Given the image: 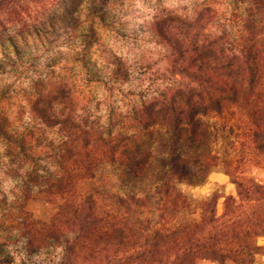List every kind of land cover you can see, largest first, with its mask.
I'll list each match as a JSON object with an SVG mask.
<instances>
[{"label":"trees","instance_id":"trees-1","mask_svg":"<svg viewBox=\"0 0 264 264\" xmlns=\"http://www.w3.org/2000/svg\"><path fill=\"white\" fill-rule=\"evenodd\" d=\"M232 1L239 10L226 42L180 51L174 68L189 80H175L162 98L141 95L125 111L112 105L106 116H84L61 92L39 94L32 105L39 122L22 130L0 102V174L14 183L0 190V264H16L10 249L19 243L29 255L59 248L60 264L86 254L90 264L256 262L264 252V182L242 167L264 168V0ZM10 2L0 0V47L20 54L16 38L44 25L29 18L10 32ZM64 5L75 17L78 8ZM226 131L235 142L223 163L237 191L223 196L222 212L218 194L194 206L177 180L204 182ZM110 168L129 189H110ZM29 200L47 206L45 219L27 209Z\"/></svg>","mask_w":264,"mask_h":264},{"label":"rangeland","instance_id":"rangeland-1","mask_svg":"<svg viewBox=\"0 0 264 264\" xmlns=\"http://www.w3.org/2000/svg\"><path fill=\"white\" fill-rule=\"evenodd\" d=\"M65 1L70 3L69 10H79L73 19ZM16 4L20 7L12 9ZM81 4V0L6 3L11 11L6 17L10 32L29 18L40 19L37 25H44L38 34L33 29L16 38L20 54L9 43L6 51L0 47V102L18 130L39 122L32 108L39 94L48 98L61 92L69 98L70 107L84 116H106L112 105L125 111L135 102L140 105L141 95L162 98L175 80H189L174 68L180 51L195 41L199 45L226 42L236 24L234 12L239 10L232 0H89L86 6ZM75 18L80 22L77 29ZM231 139L229 132H222L215 148L219 164L204 182L177 180L194 206L218 194L222 196L218 205L222 212L223 196L236 193V184L223 163L228 150H233V146L229 149ZM242 170L264 182V168L247 162ZM104 173L114 192L129 189L112 168ZM0 182L1 191L14 187L3 173ZM26 206L37 218L45 219L48 214L47 206L39 200H29ZM197 210L194 217L200 215ZM10 251L16 264H60L62 258L59 248L29 255L22 243L11 246ZM86 255L78 264H90ZM254 264H264V252Z\"/></svg>","mask_w":264,"mask_h":264},{"label":"crops","instance_id":"crops-1","mask_svg":"<svg viewBox=\"0 0 264 264\" xmlns=\"http://www.w3.org/2000/svg\"><path fill=\"white\" fill-rule=\"evenodd\" d=\"M260 243L264 244V237H263V239H262V241Z\"/></svg>","mask_w":264,"mask_h":264}]
</instances>
